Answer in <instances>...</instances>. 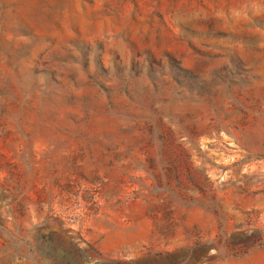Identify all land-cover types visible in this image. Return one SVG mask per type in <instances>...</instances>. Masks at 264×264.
Listing matches in <instances>:
<instances>
[{
    "label": "rangeland",
    "instance_id": "374dc122",
    "mask_svg": "<svg viewBox=\"0 0 264 264\" xmlns=\"http://www.w3.org/2000/svg\"><path fill=\"white\" fill-rule=\"evenodd\" d=\"M0 264H264V0H0Z\"/></svg>",
    "mask_w": 264,
    "mask_h": 264
}]
</instances>
